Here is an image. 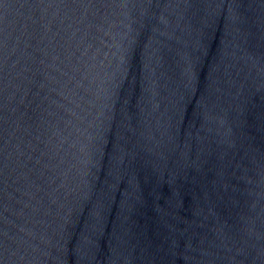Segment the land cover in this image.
<instances>
[{
    "label": "water",
    "instance_id": "95a60500",
    "mask_svg": "<svg viewBox=\"0 0 264 264\" xmlns=\"http://www.w3.org/2000/svg\"><path fill=\"white\" fill-rule=\"evenodd\" d=\"M0 264H264V0H0Z\"/></svg>",
    "mask_w": 264,
    "mask_h": 264
},
{
    "label": "snow or ice",
    "instance_id": "6c2138e0",
    "mask_svg": "<svg viewBox=\"0 0 264 264\" xmlns=\"http://www.w3.org/2000/svg\"><path fill=\"white\" fill-rule=\"evenodd\" d=\"M3 248V244H0V249H2Z\"/></svg>",
    "mask_w": 264,
    "mask_h": 264
}]
</instances>
